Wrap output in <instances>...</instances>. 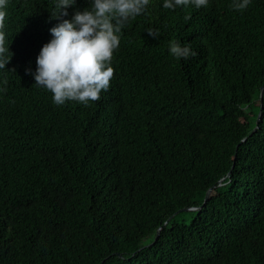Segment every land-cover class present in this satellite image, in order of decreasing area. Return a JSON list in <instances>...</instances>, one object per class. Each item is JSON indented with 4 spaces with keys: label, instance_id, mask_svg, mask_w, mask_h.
Listing matches in <instances>:
<instances>
[{
    "label": "trees",
    "instance_id": "16d2710c",
    "mask_svg": "<svg viewBox=\"0 0 264 264\" xmlns=\"http://www.w3.org/2000/svg\"><path fill=\"white\" fill-rule=\"evenodd\" d=\"M231 2L173 11L151 0L121 34L109 90L58 106L27 71L58 23L54 0H8L0 264H264V95L249 137L264 0L243 12ZM172 41L197 55L176 60ZM214 186L201 210L179 212Z\"/></svg>",
    "mask_w": 264,
    "mask_h": 264
},
{
    "label": "clouds",
    "instance_id": "9594fccd",
    "mask_svg": "<svg viewBox=\"0 0 264 264\" xmlns=\"http://www.w3.org/2000/svg\"><path fill=\"white\" fill-rule=\"evenodd\" d=\"M7 3L0 0V69H5L11 60L2 30ZM150 3L151 0H91L89 7L75 11L68 19V9L76 0H54L51 19L58 23L49 29L52 38L42 46L35 71L27 70L35 85L50 92L58 106L100 100L114 76L112 60L123 30L131 20L146 14ZM209 3L210 0H163L162 7L173 11L188 6L200 9ZM251 3L252 0H232L230 7L243 12ZM147 32L155 38L159 36L158 30ZM168 52L178 61L197 55L191 44L175 41L169 43Z\"/></svg>",
    "mask_w": 264,
    "mask_h": 264
},
{
    "label": "water",
    "instance_id": "95a60500",
    "mask_svg": "<svg viewBox=\"0 0 264 264\" xmlns=\"http://www.w3.org/2000/svg\"><path fill=\"white\" fill-rule=\"evenodd\" d=\"M263 95H264V87H262V89H261V95H260L261 110H260V112H259V115H258V118H257V121H256V126H255V128L253 129V131L251 132V134L249 135V137L253 136V134H255V133L259 130V127H260V120H261V115H262ZM246 140H247V138L244 139L241 143L245 142ZM228 175H230V173H228ZM222 181H223V180H221V181L219 182V184H221ZM214 188H215V186L212 187V188H210V189L207 191L206 196H205L204 203H203L201 206L184 208V209H181L179 212H184V211L187 212V211H198V210H201V209L206 205L207 201L209 200L210 195H211V192H212V190H213ZM179 212H178V213H179ZM167 223H168V222H166L165 225H167ZM159 234H160V230H159L158 233H157V236H156V238H155L154 243L158 240V238H159ZM154 243H153V244H154ZM153 244H152V245H153ZM149 246H150V245H149ZM144 248H146V247H143L142 249H144Z\"/></svg>",
    "mask_w": 264,
    "mask_h": 264
}]
</instances>
